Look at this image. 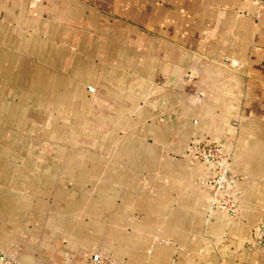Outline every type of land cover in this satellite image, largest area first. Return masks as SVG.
Wrapping results in <instances>:
<instances>
[{"label": "crops", "instance_id": "obj_1", "mask_svg": "<svg viewBox=\"0 0 264 264\" xmlns=\"http://www.w3.org/2000/svg\"><path fill=\"white\" fill-rule=\"evenodd\" d=\"M263 222L264 3L0 0V258L264 264Z\"/></svg>", "mask_w": 264, "mask_h": 264}, {"label": "built area", "instance_id": "obj_2", "mask_svg": "<svg viewBox=\"0 0 264 264\" xmlns=\"http://www.w3.org/2000/svg\"><path fill=\"white\" fill-rule=\"evenodd\" d=\"M254 1L258 4L264 3V0ZM225 60L233 67L238 64L236 60H230L229 58H225ZM187 153L202 162L209 170L210 176L206 183L211 187L210 206L229 217H234L236 204L227 192L230 175L225 150L217 143L194 141L188 147ZM256 245L264 248V222L259 228ZM0 264H18V262L12 254H9L0 258ZM84 264H107V259L102 255L92 254L85 259Z\"/></svg>", "mask_w": 264, "mask_h": 264}]
</instances>
